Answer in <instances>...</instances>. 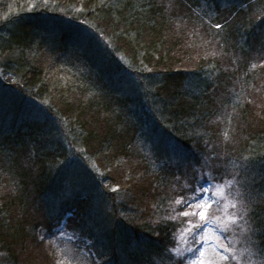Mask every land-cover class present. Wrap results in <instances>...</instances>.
<instances>
[{
	"label": "trees",
	"instance_id": "obj_1",
	"mask_svg": "<svg viewBox=\"0 0 264 264\" xmlns=\"http://www.w3.org/2000/svg\"><path fill=\"white\" fill-rule=\"evenodd\" d=\"M173 3L0 0V264H170L225 177L264 258V0Z\"/></svg>",
	"mask_w": 264,
	"mask_h": 264
},
{
	"label": "rangeland",
	"instance_id": "obj_2",
	"mask_svg": "<svg viewBox=\"0 0 264 264\" xmlns=\"http://www.w3.org/2000/svg\"><path fill=\"white\" fill-rule=\"evenodd\" d=\"M170 1L176 3V0ZM186 3L190 7L189 9H191V3ZM255 8L259 7L257 6ZM188 13L195 12L192 11ZM253 15L256 14L252 13L251 17H253ZM238 18L239 16L235 15L230 18L226 17L224 20L226 22ZM217 28L216 25L211 27V29L214 30ZM196 31L194 30V32L198 34L196 38L199 37L200 40H208L207 34L204 35L202 33V36L199 28H197ZM186 42L187 45L191 46L195 43V40H186ZM226 139L234 142L236 141V136L232 133L230 137ZM200 174H202V172H196L193 175H198L199 177ZM235 184L236 182L232 177H225L220 181L215 180L213 183L206 186L205 188L209 189L207 193H202L197 187V191H194L193 194L195 197L199 194L202 198L197 200L195 204H192L191 207L186 208L184 212H188V216H184V212L182 213V218L183 220L185 219L187 225L186 227L184 226L183 229H180L176 244L173 248L169 249L167 253L170 257V264H191V259L189 258L199 255V251L204 253L201 259L205 261V264H207L209 260H212L213 264H258L257 260H264L263 257L250 252L249 248H251V244L249 239L246 238L243 230L244 218L239 220L236 225L231 224L234 215H244L242 213V203L232 195L233 188L231 186L234 187L236 186ZM233 192L239 193V190L235 187ZM100 198L102 201L99 202V205L108 204L106 199L104 200L103 197ZM183 201L184 199L180 200L178 205ZM201 205H203V208L200 207ZM209 205H211V207H209ZM233 205H236V207H233ZM201 210L208 213L203 221L199 217V211ZM193 212H195V215L192 214ZM226 226L229 229L227 231H225ZM59 239L60 238H55L53 245L58 246ZM178 257L183 259L178 260ZM184 257L188 258L184 259ZM223 257H228V259L225 260ZM233 257H235V259H233ZM70 264L73 263L70 261Z\"/></svg>",
	"mask_w": 264,
	"mask_h": 264
},
{
	"label": "snow or ice",
	"instance_id": "obj_3",
	"mask_svg": "<svg viewBox=\"0 0 264 264\" xmlns=\"http://www.w3.org/2000/svg\"><path fill=\"white\" fill-rule=\"evenodd\" d=\"M216 27L219 28V27H221V25L217 24ZM198 187L200 188V190H201L202 193H207L209 191V189L208 188H205L203 184H198ZM201 198L202 197L199 194L195 197L196 200H199ZM185 206L186 207H190L191 204L188 203V202H186L185 203ZM200 207L203 208V205H201ZM209 207H211V205H209ZM233 207H236V205H233ZM192 214L195 215V212H193ZM183 215L184 216H188L189 213L188 212H184ZM207 215H208V213L206 211H203V210L199 211V217H200V219L202 221L205 220V218L207 217ZM241 219H243V216L242 215L241 216L234 215L232 217L231 224L232 225H236L238 223V221L241 220ZM227 230H229V229L226 226L225 231H227ZM225 250H227V249H225ZM203 255H204V253L202 251H199V255H196V256H193V257L189 258V259H191V264H205V261L203 259H201V257H203ZM178 259H183V258L178 257ZM223 259L226 260V259H228V257H223ZM233 259H235V257H233ZM207 264H213V261L212 260H209L207 262Z\"/></svg>",
	"mask_w": 264,
	"mask_h": 264
}]
</instances>
